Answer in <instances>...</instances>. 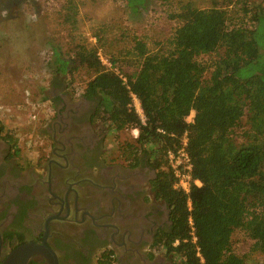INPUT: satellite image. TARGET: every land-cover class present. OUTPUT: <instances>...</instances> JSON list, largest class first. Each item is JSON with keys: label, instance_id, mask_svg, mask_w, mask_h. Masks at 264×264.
Listing matches in <instances>:
<instances>
[{"label": "trees", "instance_id": "16d2710c", "mask_svg": "<svg viewBox=\"0 0 264 264\" xmlns=\"http://www.w3.org/2000/svg\"><path fill=\"white\" fill-rule=\"evenodd\" d=\"M212 2L208 8L183 6L178 16L184 23L174 33L169 53H152L139 42L136 72L125 71L113 56V67H106L98 55L97 35L95 47L79 45L72 56L54 48L52 63L66 75L87 64L93 76L86 93L99 96V117L115 132L139 127L135 142L126 141V146L137 160L142 152L155 155L162 194L173 210V226L163 242L167 253L181 264H246L245 256L232 248L235 230H244L255 240L253 250L264 252V0ZM238 3L251 14L253 27L230 26L229 8ZM222 47L224 54L212 64L198 59ZM129 54L134 59V47ZM133 94L141 102L145 124L135 105L130 106ZM246 114L251 129L239 144L231 131ZM185 131L194 176L202 182L190 193L174 187L165 159V151L179 144ZM100 264H113V258L107 255Z\"/></svg>", "mask_w": 264, "mask_h": 264}, {"label": "flooded vegetation", "instance_id": "af4514ba", "mask_svg": "<svg viewBox=\"0 0 264 264\" xmlns=\"http://www.w3.org/2000/svg\"><path fill=\"white\" fill-rule=\"evenodd\" d=\"M57 74L44 90L36 158L0 125V264H100L107 255L172 264L163 242L173 210L155 156L137 160L126 141L112 144L99 96ZM32 244L39 249L23 263L19 249Z\"/></svg>", "mask_w": 264, "mask_h": 264}, {"label": "rangeland", "instance_id": "374dc122", "mask_svg": "<svg viewBox=\"0 0 264 264\" xmlns=\"http://www.w3.org/2000/svg\"><path fill=\"white\" fill-rule=\"evenodd\" d=\"M212 1L0 0V125L11 132L23 153L36 158L32 155L40 154L37 142L40 138L36 132L41 125L37 119L45 114L48 98L44 90L57 74L52 63L54 48L60 49L64 57L72 56L79 45L95 47L92 37L97 35L105 57L113 56L125 71L136 72L140 63L139 42H144L152 53H169L171 39L184 23L178 16L183 6L187 3L208 8ZM241 5L229 8L230 26L253 27L251 14L242 11ZM133 47L134 59L129 54ZM224 51L222 47L219 52L202 54L198 59L210 65ZM212 69L205 71V80L211 76ZM92 76L93 70L87 64L79 65L67 76L70 89L81 91ZM250 129L246 114L231 135L240 144L246 141ZM135 139V133L126 128L113 133L110 142L134 143ZM254 243L242 229L232 235V248L245 256L246 264H264V252L253 250ZM164 255L166 259H173V264H181L177 256Z\"/></svg>", "mask_w": 264, "mask_h": 264}, {"label": "built area", "instance_id": "2783aa9c", "mask_svg": "<svg viewBox=\"0 0 264 264\" xmlns=\"http://www.w3.org/2000/svg\"><path fill=\"white\" fill-rule=\"evenodd\" d=\"M95 42L97 41V38L94 36ZM98 55L102 61V63L108 67L112 68V63L109 59V57H105L104 54H102V49L99 50ZM117 72H119L118 68H115ZM120 73V72H119ZM123 76V74L121 75ZM125 80L126 77L123 76ZM137 109V112L140 116V119L142 123H146V116L144 113V110L141 106V102L137 97H134L133 94V101L130 104L132 108ZM195 116V111H192L187 120L189 122H192ZM33 118H37V114L33 115ZM132 132L135 133V136L138 137L140 133L139 127H133L130 129ZM160 132L165 133L163 129H159ZM188 143H189V132L185 131L184 134L180 137V143L176 144L175 147H169L165 151V159L167 161V167L171 169L175 176V182L174 187L178 190H181L185 193H190L191 189L194 185H201L202 182L200 179L196 178L194 176V164L192 157L188 151ZM189 206L191 207V202L189 201ZM190 223L193 225L192 218L190 217ZM194 240H196V237L194 236ZM178 243V241H176Z\"/></svg>", "mask_w": 264, "mask_h": 264}, {"label": "water", "instance_id": "95a60500", "mask_svg": "<svg viewBox=\"0 0 264 264\" xmlns=\"http://www.w3.org/2000/svg\"><path fill=\"white\" fill-rule=\"evenodd\" d=\"M39 247L32 244V245H27V246H23L21 249H19V256L22 257L23 263H25V261L27 259H29V257L31 256L32 252L38 250Z\"/></svg>", "mask_w": 264, "mask_h": 264}, {"label": "crops", "instance_id": "0c3cea01", "mask_svg": "<svg viewBox=\"0 0 264 264\" xmlns=\"http://www.w3.org/2000/svg\"><path fill=\"white\" fill-rule=\"evenodd\" d=\"M169 260H171L172 264L174 263V260L173 259H169Z\"/></svg>", "mask_w": 264, "mask_h": 264}]
</instances>
